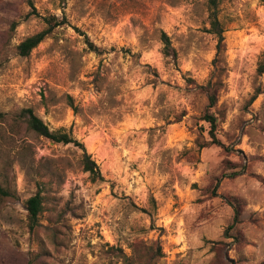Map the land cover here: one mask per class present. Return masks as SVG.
<instances>
[{"label":"rangeland","instance_id":"obj_1","mask_svg":"<svg viewBox=\"0 0 264 264\" xmlns=\"http://www.w3.org/2000/svg\"><path fill=\"white\" fill-rule=\"evenodd\" d=\"M209 14L206 0H0V112L31 108L71 131L104 177L91 181L74 145L0 137L17 190L0 208V264H264V0L220 1L227 73L209 111L223 146L197 87L216 58ZM64 15L17 55L42 17ZM38 192L31 228L25 203Z\"/></svg>","mask_w":264,"mask_h":264},{"label":"trees","instance_id":"obj_2","mask_svg":"<svg viewBox=\"0 0 264 264\" xmlns=\"http://www.w3.org/2000/svg\"><path fill=\"white\" fill-rule=\"evenodd\" d=\"M65 1V0H62ZM221 0H206L207 8L210 12V29L209 32L213 34L217 39V48H216V58L214 60V70L207 82L206 85H197V87L202 90L207 99V110L203 115V121L210 125L209 135L211 138V144L217 146H223V144L217 138V128H218V118L217 116L210 112L213 110L219 102V95L221 89L224 85V78L227 73V69L224 65H221L223 62V55L225 53V29L219 18V6ZM46 27L26 38L15 50L18 56L28 57L33 50H35L42 42L49 38L56 29L63 27L68 24L67 18L64 15L62 18L58 16H44L42 17ZM17 23L13 22L11 29L15 30ZM78 32V30L76 28ZM84 35V34H83ZM160 40L163 45L162 53L165 58L172 60L175 64L178 61V53L173 47L171 38L165 31L160 32ZM85 43L92 52L100 53L99 48L90 41L89 37L85 36ZM258 73H264V62H262L258 68ZM190 81V80H189ZM194 83V82H192ZM261 92H258L260 94ZM256 97V96H255ZM70 105L74 108V102L72 98H69ZM22 130H27L32 132L42 138L50 140L55 144L63 145H74L82 151L81 164L83 166V171L90 175L91 181L96 183L99 181H104V177L101 173V170L93 160L92 156L88 153L85 145L76 139L71 131H67L65 128L58 130H52L47 123L38 117L33 109L23 108L13 114L0 112V137L3 139L5 137L14 139L20 135ZM0 208L7 201L17 199V190L15 187V175L13 173L12 163L7 159H4L0 155ZM239 172H235L237 175ZM219 184L214 188V191L217 190ZM43 193V190H42ZM45 196L41 195L40 192L32 196L25 203L26 209L28 211V218L30 221L31 228L37 225L39 216L43 212V203ZM154 201V200H153ZM235 216L233 223L230 225L229 229H232L236 226L239 219V208L235 204ZM156 255H161V248L156 249Z\"/></svg>","mask_w":264,"mask_h":264}]
</instances>
